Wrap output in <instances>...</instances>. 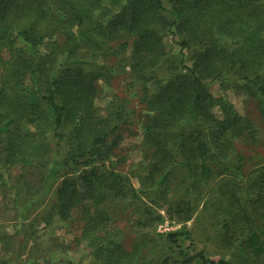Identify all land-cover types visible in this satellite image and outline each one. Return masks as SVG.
I'll list each match as a JSON object with an SVG mask.
<instances>
[{
    "label": "rangeland",
    "instance_id": "1",
    "mask_svg": "<svg viewBox=\"0 0 264 264\" xmlns=\"http://www.w3.org/2000/svg\"><path fill=\"white\" fill-rule=\"evenodd\" d=\"M163 3L170 10L168 1ZM162 14L171 21L169 12ZM55 37L56 44L48 43L55 52L46 57L41 72V77L48 80L55 72L79 66L77 61L64 59V54L59 53V48L73 41L67 43V38L57 32ZM162 38L165 60L158 68L159 62L154 63L155 69L147 75L133 67L134 38L126 30L101 37V33L85 28L83 38L75 39L78 43L73 55L88 65L83 72L93 74L99 69L92 75V100L98 111L107 116L118 107L122 109L123 120L103 147H110L107 155L75 167L66 164L46 179L48 164L55 158L60 163L56 156L60 151L55 145L60 142L57 137H50L51 151L46 157L25 166L3 163L0 142V264H162L166 257L181 260L200 252L231 264H264V251L258 255L250 253L246 258L242 246V241L251 235V220L264 231L262 209L253 205L258 188L250 190L245 198L250 180L263 175L260 167L264 165V93L248 87L238 72L221 79L201 78L203 93L214 100L210 107L213 118L221 115L218 102L222 97L236 115L247 121V128L239 134L224 131L223 137L230 144L221 148L215 143V137L221 136L218 122L201 120L195 126L179 122L169 128L165 113L158 111L156 104L151 105L150 98L156 81L164 82L173 73L186 72L177 63L180 31L174 38L165 32ZM96 39L105 42L101 51L95 49ZM122 44L126 45L121 47ZM196 48L193 42L185 48L187 66L191 64L189 55ZM16 123L17 120L13 125ZM206 124L214 129L213 133H206ZM72 127L73 121L67 119L58 129L65 140ZM19 129L25 131L23 121ZM180 132L194 133L205 142V163L211 170L206 183L201 178L193 182L189 169L183 165L189 157L188 145L176 155L167 152L176 148V133ZM150 138L161 142V148L166 150L156 162L152 158L154 145H142ZM165 153L172 156L168 157L170 162L176 161L163 162ZM111 173L119 174L123 181L111 184ZM66 183L68 193L62 196L58 188ZM74 192L75 197L70 200ZM178 206L180 212L176 213ZM188 206L192 208L191 217L184 220L181 211ZM180 230H186L187 237L182 235L176 245H171L167 235ZM261 239L264 249V235ZM189 264L203 263L196 259Z\"/></svg>",
    "mask_w": 264,
    "mask_h": 264
},
{
    "label": "trees",
    "instance_id": "2",
    "mask_svg": "<svg viewBox=\"0 0 264 264\" xmlns=\"http://www.w3.org/2000/svg\"><path fill=\"white\" fill-rule=\"evenodd\" d=\"M167 1L170 10L164 7L163 0H0V132L4 131V134H0L1 161L7 165H29L34 160L46 157L51 151L50 137H57L60 142L55 145L60 147V151L56 156L60 163L55 158L54 162L48 164L44 174L47 179L66 164L74 167L79 163L88 164L110 151V147L106 146L105 150L103 147L120 123L122 109L118 107L114 113L104 116L92 100L95 79L92 75L99 69L96 68L93 74L83 72L88 66L86 60L76 59L73 55L85 28L101 33V37H109L119 29L126 30L134 38L131 53L133 67L145 75L155 69L154 63L159 62L156 64L158 68L165 60L161 48L163 34L170 33L174 38L176 32L180 31L182 38L176 40L180 54L177 63L186 73H173L164 82L156 81L158 84L153 89L151 105L156 104L158 111L165 113L169 128L179 122L194 126L201 120L218 122L221 129L218 134L221 136L215 137V143L219 148L229 143L223 137L225 130L231 134L244 131L247 121L236 115L222 97L218 102L221 115L213 118L210 107L214 100L203 93L201 78L221 79L238 72L243 74L248 87L264 93V0ZM166 11L171 21L162 14ZM56 32L63 34L67 43L73 41L67 47L59 48V53L64 54V59L77 61L79 66H75V70L55 72L48 80L41 77V72L46 57L55 52L48 43L56 44ZM75 39L78 41L75 42ZM191 42L198 50L196 48L189 55L191 64L187 66L184 62L185 48ZM93 44L99 50L105 42L96 39ZM205 116H208V120H205ZM67 119L73 121V127L69 131V139L65 140L58 129ZM16 120L18 123L15 126L13 122ZM21 120L26 127L23 132L19 129ZM10 123L11 127L7 128ZM204 128L207 134L214 132L209 124ZM196 133L201 135L199 131ZM176 137V148H169L167 152L176 155L188 145L189 151L186 153L189 157L187 161L182 159V164L189 169L188 174L193 182L203 179L206 183L211 170L205 163V142L194 133L180 132L176 133ZM193 142H196V146ZM161 144L155 138L142 144L154 145V162L166 152ZM168 157L172 156L165 153L163 162L169 163ZM260 170L263 175L250 180L245 198L250 190L258 188L253 205L260 207L264 214V165ZM111 175L114 177L111 184L123 181L119 174ZM126 185L135 191L132 186ZM58 190L62 196L67 194L68 183ZM70 196L71 200L75 192ZM191 209L188 206L181 211L185 214L184 220L190 219ZM174 212H180L179 206ZM91 219L95 220L96 217ZM251 224L250 237L242 241L246 258L250 253L258 255L264 251L261 239L264 231L255 221L251 220ZM187 234L186 230L171 232L167 235L168 241L176 245L179 237H187ZM177 248L181 250V245L177 244ZM196 259L203 264H231L223 258L210 259L202 252L172 261L189 264ZM172 261L166 257L162 264Z\"/></svg>",
    "mask_w": 264,
    "mask_h": 264
}]
</instances>
